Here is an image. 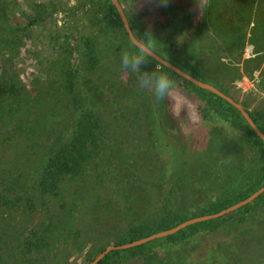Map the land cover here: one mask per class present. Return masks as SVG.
Returning <instances> with one entry per match:
<instances>
[{
  "label": "rangeland",
  "instance_id": "rangeland-1",
  "mask_svg": "<svg viewBox=\"0 0 264 264\" xmlns=\"http://www.w3.org/2000/svg\"><path fill=\"white\" fill-rule=\"evenodd\" d=\"M0 1L5 3L0 36L6 43L0 49V76H16L23 87V100L30 106L27 118H42L39 127L32 125L35 145L29 147L30 158L35 161L48 153L50 145L65 137L77 118H95L99 124L96 149L81 171L61 186L65 205L71 207V222H56L57 238L42 264L52 260L87 264L103 248L115 244L117 234L129 222L153 219L164 209L190 214L195 207L219 198L231 180L235 184L242 181L239 168L248 167L254 155L244 133L213 110L207 93L183 85L171 73L174 84L166 98L174 124L162 126L153 113L151 91L139 88L135 77L120 67V53L131 46L107 19L104 0ZM118 1L139 34L150 33L192 66L213 75L221 89L264 127V91L258 86L260 71L264 72V45L253 52L248 41L251 23L244 25L241 59L262 58L257 68L246 73L230 45L215 52L210 45L207 50L214 55L203 58L199 44L206 38V23L201 26L200 18L195 19L200 27L192 31L190 19L182 13L187 6L169 4L161 7L159 14L151 8L150 0ZM261 2L264 5V0ZM228 15L234 19V14ZM260 16L264 18V13ZM9 26L19 44L13 49L8 44L12 36ZM229 29V25L224 28L226 32ZM87 39L97 48L94 61L82 46ZM223 64L229 65V70L225 71ZM233 66L238 69L234 78ZM142 67L163 71L150 59ZM14 103L13 99V108ZM12 126L0 124V136ZM199 129L204 132V143L190 139ZM15 143L0 146V169L12 166V172L18 173L30 161L25 162L22 155L14 161L22 148ZM58 199L49 196L45 206L55 205L57 213L65 216L60 213L63 209L57 205ZM45 206L38 205L30 213L18 207L8 223L2 211L0 228L7 226L6 243L13 245L26 234L43 216ZM238 214L172 238L151 239L138 255H124L121 264H264V202L259 200L243 215L242 211Z\"/></svg>",
  "mask_w": 264,
  "mask_h": 264
},
{
  "label": "trees",
  "instance_id": "trees-1",
  "mask_svg": "<svg viewBox=\"0 0 264 264\" xmlns=\"http://www.w3.org/2000/svg\"><path fill=\"white\" fill-rule=\"evenodd\" d=\"M221 1L222 2H220V0H166V3L162 4L160 0H150V6L153 5L151 8L157 10V13L159 14L162 11L161 7H165L169 4H178L175 5V8H178L179 4L187 6L189 9L183 10L182 13H185L190 19L189 24H191V26L189 28L192 31L200 27L194 22L195 19L200 18L201 26L203 22L206 23L204 28L206 38L199 44L200 47H202L200 51L202 52L203 58L214 55V53L207 50L210 45L212 47L214 46L212 48L214 52L221 50V47L228 48L230 45L236 51L234 53L236 61H241L244 71L248 73L258 67L262 56L256 55L251 58L241 59L240 49L244 43V36L246 33L244 25L247 23L252 24L250 34L248 35V41L251 45H253V52L255 53V50H259V46L264 45V37L261 36L264 35V22L262 21L264 18L260 16L264 13V10L260 11L262 6H264L262 4L263 2H261L262 0H256L254 3H252V0ZM104 3L107 19L111 21L112 26L119 29L121 37L123 36L126 40L127 46L129 45L131 47H135V45L127 37L122 22L113 4L110 0H104ZM4 5V1H0V17L2 19L5 18V14L1 9ZM180 8L183 7L180 6ZM123 11L133 34L135 35L136 33L137 36H141L137 37V39L143 40L142 36L145 32L142 31V34H139L135 23L129 14H127V11L125 9ZM231 13L234 14V19L228 15ZM253 15L254 17L251 18ZM31 23L32 20L28 21L26 26ZM227 25L230 26L228 32L224 30ZM10 32L12 36L9 37L10 41H7L10 48L13 49L19 44L17 34L12 30V27H10ZM233 36H235V38H233ZM221 38H223V40ZM148 39L151 42L150 46L153 47L154 51L159 56L173 63L191 76L201 81L210 83L227 94V90L221 89V82H219L213 75L209 76L201 69L195 68L176 52H172L163 44L162 41L157 40L155 37L149 36ZM5 45L6 43L4 42V38L0 36V49H2ZM58 45H63V42H59ZM82 46L85 48V54L88 58L91 61H94L97 56V48H95L94 41L87 39L82 42ZM207 51L210 53L207 54ZM262 51H264V46ZM149 59L159 65L163 72H166L167 74L171 73L177 76L183 85L191 86L199 91L207 93L212 99L211 101H207L208 104L219 115L244 133L245 139L253 148L254 155L252 156L248 167L239 168V178L242 181L235 184L234 180H231L225 186L223 193L219 196V198H215L203 205L195 207L192 210L193 212L190 214L189 212L186 214L176 212L174 210L166 211L164 209L163 212L158 213L153 219L148 218L143 221L137 218L135 221L129 222L128 225L120 231L119 234H117L118 241L115 242V244L129 242L147 236L151 233L170 228L177 223L194 216L219 211L247 197L254 190L264 184V142L251 129L240 112L233 105L215 93L201 88L186 78L177 75L175 72L160 64L152 57ZM228 66L223 64L225 71L229 70L230 66ZM237 72L238 69L233 66L231 69V75L233 78ZM259 76L260 82L258 86L264 91L263 70L260 71ZM23 92V87L20 83H18L16 76H7V78L0 76V124L8 122L13 125L9 132L0 136V146L4 143H8L9 141H13L14 143L16 142L15 145L19 142L22 148L19 149L18 154L14 155V161L21 155L26 159L25 162L28 160L30 161L27 163L28 167L24 164L18 173L12 172V166L11 169L10 166L1 167L0 213L2 211L5 213V217H3L8 223L18 210V207H22L26 213H30L33 212L38 205L45 206L48 204L47 198H49V196H57L59 199L56 203H58L57 205L60 209H63L60 213H64L65 216H60L57 213L59 209H57L55 205H52L51 207L45 206L43 216H40L39 220L33 223L28 228L27 233L22 235L19 240L16 238V243L13 245L6 243L4 236L6 235L7 226L2 225L0 228V264H42L44 255L46 252H49L53 242L56 241L57 235L55 233V229H58L56 222H59L62 219H65V222H71V207H67L65 205V200L62 198L60 192L61 186L66 178L81 171L82 166L87 163L90 153L97 147V132L99 126L97 120L90 117L77 118L73 122L71 130L65 137L57 138L56 141L50 145L48 153L44 152L39 159L33 161V158H30V153L32 152L29 149V147L35 145L31 140L33 134L32 131L35 126L39 127L40 120L42 118H27L28 113H30V106L25 100H23ZM15 96L16 98H14ZM13 99L15 102L14 108L12 107ZM154 100V115L159 117V121L162 126L172 127L174 123L168 110L169 100L166 97L159 100L154 98ZM246 112L257 127L264 133V127L259 122V119L253 115V113L247 110ZM83 116L85 117L86 114H83ZM33 124L35 126H32ZM203 134L204 132L199 129V132L193 135L190 139H192V141L194 139L200 140L204 143L205 138ZM26 142L29 145L27 147ZM24 148H26L25 151L23 150ZM33 155L36 154L34 153ZM11 162L13 165V161ZM30 167H33V170L28 172L27 170ZM193 167L194 166H192V168ZM259 200L264 202V191L252 199L248 204H244L239 208L219 217L188 224L166 237L172 238L198 226L215 224V222L217 223L220 220L234 216L237 212L241 214L242 211L243 215V212L249 205L258 202ZM242 215L239 217L237 216L238 218H236V220H240L241 217H243ZM52 239L53 241H51ZM147 243L148 241L127 248L111 249L95 264H121L124 255H138ZM99 249L101 250L102 247H99ZM54 263L60 264L54 260L44 264Z\"/></svg>",
  "mask_w": 264,
  "mask_h": 264
},
{
  "label": "water",
  "instance_id": "water-1",
  "mask_svg": "<svg viewBox=\"0 0 264 264\" xmlns=\"http://www.w3.org/2000/svg\"><path fill=\"white\" fill-rule=\"evenodd\" d=\"M110 2L113 4V6L115 7L119 18L122 22V25L124 27V30L127 34V37L129 38V40L134 44V40H133V32L131 31L129 24L127 22L125 13L123 11V9L121 8L119 1L118 0H110ZM131 33V35H130ZM135 45V44H134ZM154 60H156L157 62H159L160 64L166 66L167 68H169L170 70H172L173 72H175L177 75L182 76L184 78H186L187 80H189L190 82H192L193 84L204 88L206 90H209L213 93H215L216 95L220 96L221 98L225 99L228 103H230L231 105H233L239 112L240 114L243 116V118L245 119V121L248 123V125L251 127V129L256 133V135L264 142V133L257 127V125L253 122V120L251 119V117L248 115V113L246 112V110L240 106L238 103H236L234 101V99H232L230 96H228L227 94H225L224 92H222L220 89L216 88L215 86H213L210 83L201 81L193 76H191L190 74L186 73L185 71L181 70L180 68H178L176 65H174L173 63L165 60L164 58H162L161 56H159L156 53L155 57H152ZM264 191V184L262 186H260L259 188H257L256 190H254L251 194H249L247 197L219 210L213 213H209V214H203V215H199V216H194L192 218H188L185 219L179 223H177L176 225L167 228V229H163L154 233H151L147 236L129 241V242H125V243H121V244H111L106 246L105 248H103L98 255L93 258L90 262H88L87 264H95L105 253H107L109 250L111 249H122V248H127L130 246H134V245H138L144 242H147L151 239L157 238V237H161V236H165L171 233L176 232L177 230L181 229L182 227L197 222V221H202V220H207L210 218H215L218 216H221L223 214H226L248 202H250L252 199H254L257 195H259L261 192Z\"/></svg>",
  "mask_w": 264,
  "mask_h": 264
},
{
  "label": "clouds",
  "instance_id": "clouds-1",
  "mask_svg": "<svg viewBox=\"0 0 264 264\" xmlns=\"http://www.w3.org/2000/svg\"><path fill=\"white\" fill-rule=\"evenodd\" d=\"M160 2L164 4L166 0H160ZM149 36L151 34L146 32L142 36L143 40H140L137 37L141 36H137L135 33L133 36L135 47L123 50L120 53L119 63L126 73L135 77L139 88L151 91L152 95L159 100L167 96L169 90L173 87L174 81L166 72L159 70L148 71L142 67L150 57L156 56V52L150 46Z\"/></svg>",
  "mask_w": 264,
  "mask_h": 264
}]
</instances>
